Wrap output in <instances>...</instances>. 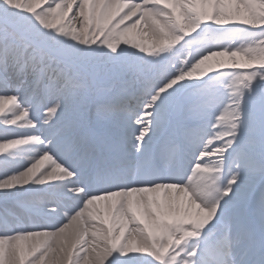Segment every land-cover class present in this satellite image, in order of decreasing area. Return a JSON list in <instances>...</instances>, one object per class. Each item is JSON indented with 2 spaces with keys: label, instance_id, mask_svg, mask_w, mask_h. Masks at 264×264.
I'll use <instances>...</instances> for the list:
<instances>
[{
  "label": "snow or ice",
  "instance_id": "snow-or-ice-1",
  "mask_svg": "<svg viewBox=\"0 0 264 264\" xmlns=\"http://www.w3.org/2000/svg\"><path fill=\"white\" fill-rule=\"evenodd\" d=\"M0 264H264V0H0Z\"/></svg>",
  "mask_w": 264,
  "mask_h": 264
},
{
  "label": "bare ground",
  "instance_id": "bare-ground-1",
  "mask_svg": "<svg viewBox=\"0 0 264 264\" xmlns=\"http://www.w3.org/2000/svg\"><path fill=\"white\" fill-rule=\"evenodd\" d=\"M10 112V106H5V115L9 114ZM9 127H14V126H9Z\"/></svg>",
  "mask_w": 264,
  "mask_h": 264
},
{
  "label": "rangeland",
  "instance_id": "rangeland-1",
  "mask_svg": "<svg viewBox=\"0 0 264 264\" xmlns=\"http://www.w3.org/2000/svg\"><path fill=\"white\" fill-rule=\"evenodd\" d=\"M208 22H210V21H208Z\"/></svg>",
  "mask_w": 264,
  "mask_h": 264
}]
</instances>
